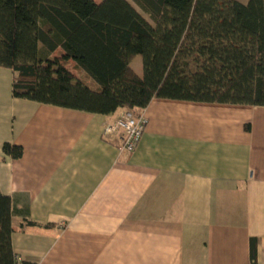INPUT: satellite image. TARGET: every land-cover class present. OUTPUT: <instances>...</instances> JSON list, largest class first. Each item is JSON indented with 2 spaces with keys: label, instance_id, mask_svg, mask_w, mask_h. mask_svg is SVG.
<instances>
[{
  "label": "crops",
  "instance_id": "0c3cea01",
  "mask_svg": "<svg viewBox=\"0 0 264 264\" xmlns=\"http://www.w3.org/2000/svg\"><path fill=\"white\" fill-rule=\"evenodd\" d=\"M13 78L0 67V190L14 201L20 261L253 264L256 238L264 264V106L154 98L128 152L122 131L107 132L122 110L17 98ZM5 142L23 146V156H5Z\"/></svg>",
  "mask_w": 264,
  "mask_h": 264
},
{
  "label": "trees",
  "instance_id": "16d2710c",
  "mask_svg": "<svg viewBox=\"0 0 264 264\" xmlns=\"http://www.w3.org/2000/svg\"><path fill=\"white\" fill-rule=\"evenodd\" d=\"M0 67L14 73V97L102 115L142 111L154 98L264 106V0H0ZM13 208L0 190V264H36L16 257ZM251 259L258 264L256 238Z\"/></svg>",
  "mask_w": 264,
  "mask_h": 264
},
{
  "label": "built area",
  "instance_id": "2783aa9c",
  "mask_svg": "<svg viewBox=\"0 0 264 264\" xmlns=\"http://www.w3.org/2000/svg\"><path fill=\"white\" fill-rule=\"evenodd\" d=\"M148 125L149 118L143 110L125 109L119 114L115 124L107 127V132L113 133L121 130L122 144L119 149L133 152L139 146Z\"/></svg>",
  "mask_w": 264,
  "mask_h": 264
},
{
  "label": "rangeland",
  "instance_id": "374dc122",
  "mask_svg": "<svg viewBox=\"0 0 264 264\" xmlns=\"http://www.w3.org/2000/svg\"><path fill=\"white\" fill-rule=\"evenodd\" d=\"M239 1H241V2H243V3H247L248 2V0H239ZM134 3V2H133ZM135 4V3H134ZM136 5V4H135ZM137 6V5H136ZM137 8L146 16V17H148L147 15H146V13L144 12V11H142V9L140 8V7H138L137 6ZM59 51L60 50H58V52H56V55H59L60 53H59ZM73 65L74 64H72V62H69L68 61V64H67V67L71 70V69H73V70H75V72H76V69L73 67ZM132 66H133V68L137 71V70H139V74L140 75H143V58H142V56H137L135 59H134V62H133V64H132ZM72 71V70H71ZM3 85H4V83H2ZM1 91H2V89H1ZM123 111V110H122ZM122 111H120V113L122 112ZM119 113V114H120ZM118 118V117H117ZM149 118V117H148ZM116 122V121H115ZM115 124V123H114ZM121 131V130H120ZM114 133V132H113Z\"/></svg>",
  "mask_w": 264,
  "mask_h": 264
}]
</instances>
